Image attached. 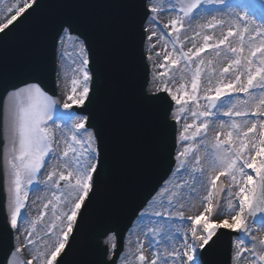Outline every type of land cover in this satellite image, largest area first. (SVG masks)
<instances>
[{"label":"snow or ice","instance_id":"obj_1","mask_svg":"<svg viewBox=\"0 0 264 264\" xmlns=\"http://www.w3.org/2000/svg\"><path fill=\"white\" fill-rule=\"evenodd\" d=\"M217 3L224 5L227 11L222 15L214 14L203 23H198L195 36L201 38L202 46L193 43L185 51L180 35L185 22L191 27L193 19H204L197 12L198 9L206 4ZM40 7L38 0H24L22 6L8 8L7 11L12 14L0 22V42L32 15L29 12L23 20L14 24L26 9L31 8L35 12ZM142 7L155 23L163 6L152 0H144ZM167 11L173 17L170 20L171 30L167 33L172 50L163 59L173 68L183 62V68L179 70L181 80H184L185 71L191 75L190 91L186 83H182L175 91L167 84L163 86L162 90L179 105V114L170 111L168 119L173 124L180 123L185 119V113H188L192 123H183L178 136L182 150L175 156L176 174L183 178V182L176 183L171 189L165 187L160 193V202L154 205V211L149 214V223L141 230L144 240L139 236L136 239V262L205 264L201 258L203 250L211 246L210 242L217 231L224 228L242 232L249 237L251 247H246L243 239L235 243L234 258L237 261L248 253L251 257L249 264H264V238L252 236V229L248 226L249 218L255 219L258 214H264V3L246 5L237 10L225 4V0H176L170 3ZM168 27V24L164 25L165 29ZM218 28L220 38L206 32ZM144 31L148 41L157 36L155 31L149 33L147 27ZM75 33L76 29L71 22L61 24L57 44L63 43L59 39L61 36L71 38ZM75 43L78 50L73 48L61 53V59L68 61L75 52L79 61L78 65L76 60L71 61L74 67L70 81L67 76L64 77L66 99L62 105L54 95L49 94L44 80L39 77L26 80L22 85L4 87V102L0 105V132L3 133L5 142L0 151V163L5 174L6 205L10 210L8 223L12 230L10 236L0 234V245L7 246L8 249L4 264H33V260L37 264L57 262V257L69 245V235L74 229L79 233L88 206L97 196L108 169L109 155L104 129L88 125L90 117L95 119L94 114H83L88 111L85 105H91L95 101V93L90 96L93 75L88 68L90 60L86 54V38L80 39L79 34H76ZM151 47L154 48L155 44ZM209 50L214 58L205 61L201 54ZM156 55L159 56L160 53ZM216 59L227 61V65L217 67L214 64ZM159 67L164 68L165 65L160 64ZM202 74L207 76L209 85L204 90V105L198 99ZM159 75L163 77L165 73ZM57 76L59 77V70ZM54 87L60 88L59 78ZM232 93L244 95L232 96ZM222 97H229L227 105L221 102ZM149 99L158 100L160 97L153 96ZM189 102H193L195 107L189 108ZM74 106L82 111L71 112L65 121V129H61L63 151L56 152L55 132L48 122L53 121L59 108L62 107L67 112ZM222 117H227L228 120L225 121ZM197 121L200 122L197 124ZM210 123L216 130L214 136L209 135ZM222 136L225 138L221 139ZM50 153V159H59L65 170L57 172L53 166L47 176L48 181L58 176L53 181L56 189H60V182H63V190L53 191L54 199H49L44 205L45 209L51 205L52 220L47 226V233L54 238V243L43 250L35 247L32 260L25 261L20 254L25 247L36 244L35 239L29 237L33 236L36 224L47 213L41 212L38 217L29 219L27 214H22V210L26 207L29 187L36 181L41 168L45 166V158ZM222 176H227L231 181L226 206L221 210L225 218L220 222H212L206 218L205 213H213L216 207L214 197L224 191V185L217 183ZM198 186L208 189L202 200L203 211L199 215L187 217L185 222H191L192 225L190 234L189 231L177 228L183 235V242L177 245L173 234L166 232V225L169 221L185 219L181 209L191 195L197 194ZM233 187L236 188L234 192ZM18 221L28 225L24 229L26 242L23 245L16 235ZM259 223L264 225V219ZM201 225V230L197 231V226ZM104 236V243L109 244V247L103 264H125L123 253L118 254L116 251L117 233L109 229ZM75 239L73 236V244ZM144 241L152 249L151 258L145 255ZM68 251H71V247H68ZM113 256L114 260L111 259ZM58 264H64V260L60 259Z\"/></svg>","mask_w":264,"mask_h":264},{"label":"water","instance_id":"obj_2","mask_svg":"<svg viewBox=\"0 0 264 264\" xmlns=\"http://www.w3.org/2000/svg\"><path fill=\"white\" fill-rule=\"evenodd\" d=\"M38 2L41 7L35 12L31 11L32 15L0 42V105L4 101L5 86L22 85L24 81L33 77L44 80L49 94L57 95L54 87L57 34L60 32L61 24L71 22L76 29V33L72 35L79 34L80 39L86 38L93 75L90 96L95 93V101L91 105H85L88 111L83 114L95 115V119L89 118L88 125L103 127L109 165L97 196L88 206L79 233L75 231L73 235L76 239L74 244L71 241L69 245L71 251L67 249V255L64 254L61 259L64 260V264H103L106 258V248H103L101 243L105 239L104 233L109 229L117 233V253H121L123 239L132 223L167 179L168 172L174 165L175 129L173 124L168 122L171 104L164 95H159L158 100H150L145 94L149 71L143 54L145 43L143 28L148 18L142 7L144 0H38ZM110 17L113 19V25L109 28ZM114 32L115 38L137 55L134 57L130 50L124 49L128 53L124 55L123 64H126L132 75L140 80V93L132 94L124 101L130 103L144 121L149 119L147 114L154 112V115L159 117L163 125L160 128L161 132L166 131L167 134L160 149L161 154L155 156L150 154L146 131L144 130L147 140L126 116L129 112L123 96L106 90L110 79L111 83L113 81L117 67L121 66L120 50L115 53L117 59L115 65H111L108 59V52L111 49L105 41L111 39ZM36 37L47 40V43L43 45L38 40L37 43L30 45ZM41 49L42 52L38 54ZM2 146L0 132V151ZM4 204L0 163V234L10 236L12 231L7 224ZM219 237L220 235L204 252L205 264H229L230 248L220 250L215 246ZM7 250V246L0 245V264H4Z\"/></svg>","mask_w":264,"mask_h":264},{"label":"rangeland","instance_id":"obj_3","mask_svg":"<svg viewBox=\"0 0 264 264\" xmlns=\"http://www.w3.org/2000/svg\"><path fill=\"white\" fill-rule=\"evenodd\" d=\"M240 1H243L245 3V6L246 5H260L261 4V2H259L258 0H225V4L231 5L233 8L239 10L240 8H242L240 6L241 3H239ZM23 2H24V0H0V22H3L7 17H9L12 14V13H9L7 11L8 8H15L17 6H22ZM174 2H176V0H155L153 3L162 5L163 6L162 10L158 12L157 17H156V22L154 23L152 21V19L150 18L148 21V24L146 26L149 29V33L151 31H155L157 33L156 37H153V39L151 41L147 40L146 44H145V52H146V57H147V63L150 67V78H151V83H150L149 88H148L149 94H157L159 92H164L162 90V88L165 84H167L168 87L172 88L175 91L177 88H179V86L182 83H186L188 90L189 91L191 90V75H190V73L185 71L184 72V80L180 79L179 70L181 68H183V62L180 65H177L175 68H173L168 62H166L163 59L164 55H166L167 52L172 50V43L170 42V40L167 36V33L170 32V30H171L170 20L173 17H172V14H170L167 11V8L169 7L170 3H174ZM249 10L251 11V9H249ZM226 11L227 10L224 9V5H221L218 3L217 4H206V5H203L201 9H198L197 12L201 13V15L204 17V19H193L191 22V27L188 26V23L186 21L185 27L181 30L180 35H181V39H182L183 44H184V50L187 51L188 48L192 47L193 43H195L197 46H202L201 38L198 36H195V31L197 30L196 25L198 23H203L205 19H210L211 16L214 14L222 15ZM165 24L169 25V27L167 29L164 28ZM206 32H207V34L214 35L215 38H220L219 28L216 30L209 29V30H206ZM161 37H163V38H161ZM185 37H187V39H185ZM172 39H174V35H173ZM230 39H232V38H230ZM62 40H63V43H60L59 48H58V62H57L58 63V70H59V77L58 78L60 80L59 95H58L57 99L59 100L60 105H62L66 99V97H65L66 89H65L64 77L67 76L68 80L70 81L71 76L73 74L72 69H73L74 65L72 64L71 61L76 60L77 65L79 63L75 52L73 53L70 60L65 61V60L61 59V53L62 52L69 51L73 48H76L78 50V45L75 43L76 38H74V37H71V38L63 37ZM153 44H155L154 48L151 47V45H153ZM193 51H195V48H193ZM156 53H160V55L157 56ZM201 57L204 58L205 61L214 58L211 50L202 53ZM196 59L198 60L199 58H196ZM160 64H164L165 67L160 68L159 67ZM214 64L217 67L221 66V64H222V66H226L227 61L221 62L219 59H216V60H214ZM205 71L207 72V68L205 69ZM160 73H165V75L163 77H161L159 75ZM208 87H209V85L207 82V76L202 74L201 83H200V87L198 90V99H199L201 105H204V103H205V101L203 99L204 94H205L204 90ZM231 95L232 96L239 95V96L243 97L244 94L232 93ZM169 97L171 98L170 95H169ZM173 102H174L173 113L179 114L178 113L179 105H176L175 101H173ZM221 102L224 103L225 105H227L229 102V97H222ZM74 107H76V106H74ZM188 107L194 108L195 104L193 102H189ZM69 115H71V113H66L63 110V108L61 107V108H59L58 113L53 116V119H55L57 117H63V116H69ZM222 119H224L225 121L228 120L227 117H222ZM54 121H55V123H53V121L48 122L49 126L55 132L54 151L62 152L64 145H63V142L61 140V129H65V123H61V121H59L58 119H56ZM185 122L192 123V119L188 113H185V119H182L180 123H177V126H178L177 139L179 136V131L183 127V123H185ZM199 122L200 121H197V124ZM215 131L216 130L213 128L212 124L210 123L209 124V135L214 136ZM250 135H253V134L250 133ZM224 138H225L224 136L221 137V139H224ZM180 150H182V144L178 142L177 152ZM51 155L52 154L50 153L49 157L45 158V166L43 168H41L40 173L37 175L36 181L33 183V185H31L29 187V190H28V200L26 201V207H25L27 209H26L24 214H27L29 219H34V218L38 217L41 214V212H46L47 215L44 216L43 220L39 221L36 224V228H35V232L33 233V236L29 237V239H35L36 244L34 246L29 245L28 247H25L24 251L20 254L21 258L25 261L32 260L35 247H39L43 250L44 248L50 246L49 244H47L48 241L52 242L51 245L54 243V238L51 237V235L47 233V226L50 224V222L52 220L51 205H49L48 209H45L44 205L48 202L49 199H54L52 196L53 191L59 192V191L63 190V184H61L60 189H56L55 185L53 184V181L57 180L58 176H54L52 181L47 180L49 185H46L43 188H40L41 187L40 186L39 187L40 189L36 188L37 191L41 190V192H44L46 190L45 192L47 194L46 195L43 194V197L41 199L36 200L35 205L33 203V207L28 204L31 195L36 191V189H34L33 187L35 185L38 186V184L39 185L42 184L43 180L53 170V166L56 167L57 172L65 171L61 167L60 160L59 159H50ZM257 159H259V158H257ZM176 164H177V162H176ZM205 167H206V165H205ZM42 170L45 172V174H44V176H42V180H41ZM247 171L251 172V170H247ZM4 176H5V174H4ZM178 182L182 183L183 178L176 174V166H175V169H174L173 174L171 175L170 179L166 182L164 187L161 189L159 194L153 199V201H151L149 206L143 211V213L140 215V218L136 221L133 229L129 232L127 239H126L125 252L123 254V260H124L125 264H137L136 258L134 255L135 249H136V239L139 236L141 240H144V237L141 235V230L144 229L145 225H147L149 223V219H150L149 214H151L154 211V205L158 204L160 202V200H161L160 193L163 192V189L165 187H168L169 189H171L173 187V185H175ZM217 183L224 185V191L220 192L217 196L214 197V205H216V207L214 208L213 213H211V214L205 213L206 218L210 219L212 222H220L221 220H223L225 218L224 214H221V210L226 206L227 193H228L229 186L231 185V181L227 176H222ZM232 190L234 192V191H236V188L233 187ZM207 191H208L207 187L200 188L198 186L197 194L191 195L190 199L186 200L184 208L181 209L182 211H184L185 219L184 220L177 219L174 221H169L168 224L166 225V232L173 234V239H174L175 243H177L178 245L183 242V235H182V231H177V228L182 229L183 227H185L186 228L185 231H189V234H190V228L192 226L191 222L186 223L185 221L187 220V217L199 215L203 211L204 204L202 203V201L200 202V199H199L200 194L199 193H201V192L207 193ZM202 200H203V198H202ZM31 205H32V203H31ZM193 205H194V207H193ZM6 209H7V214L10 217V210L7 208V205H6ZM24 210H22V214H23ZM141 217H144V218L141 219ZM262 219H264V214L256 220H249L248 219V226H249V228L252 229L251 235L256 236L257 239L264 238V225L259 223V221H261ZM26 227H28V225L23 224L20 221H18V229L16 230V235L19 236V243L21 245L25 244V242H26L25 241V233H24V229ZM201 228H202V225L198 226L197 231H200ZM227 230L232 231L230 229H227ZM241 234H242L241 239H243L245 241V246L251 247L249 237L246 236L242 232H241ZM237 241L238 240H235L234 244H233V258H232L233 262H232V264H249L251 257L248 255V253H245L240 258L239 261H237L234 258V253L236 251L234 245ZM165 243H167V242L165 241ZM144 251H145V255L148 256L149 258H151L152 249L149 247V244L147 241H144ZM58 257H57V259H58ZM33 264H37V262L35 260H33ZM54 264H55V262H54Z\"/></svg>","mask_w":264,"mask_h":264},{"label":"bare ground","instance_id":"obj_4","mask_svg":"<svg viewBox=\"0 0 264 264\" xmlns=\"http://www.w3.org/2000/svg\"><path fill=\"white\" fill-rule=\"evenodd\" d=\"M62 18H64V16H62ZM113 25V19L112 17H110L109 20V28L110 26ZM117 30V28L115 27V31ZM116 33L114 32L113 35L111 36L112 38L108 39L107 41H105L108 45H110V49L111 51L108 52V59H109V63L111 65H115L117 62L116 59V55L115 53L118 52L120 50V56H119V61L121 62V66L117 67L118 69L115 71V76L113 77V81L111 83V79H110V84L106 86V90L108 92H117L120 93L123 96V101L127 100L128 96H131L132 94H139V86H140V80L139 78H137L135 75H132V73L127 69V65L123 64L124 62V55H126L128 53V51H124V49L126 50H130V52L132 53V55L134 57H136V52L133 51L132 49H130L127 45H124L122 42L118 41L115 38ZM26 48V46H25ZM38 62H40V58H38ZM126 67V68H125ZM124 77V78H123ZM122 101V102H123ZM125 105L126 108L128 109L129 115L134 118V120H136V122H138V125H140V127H142L145 131H146V135L148 137V148L150 151L151 155H158L161 154L160 149L162 147V144L165 142V139L167 138V134L166 131H162L161 132V127H163L162 122L160 121L159 117L157 115H154L155 112L153 114H151L149 116V119H146L144 121V119L142 117H140V115L135 112L133 110V108L130 106V103H127L126 101ZM156 128H154V127ZM45 172L42 170V174H41V180H42V176H44ZM48 176V175H47ZM46 185H49L47 182V177L43 180L42 184L40 185V188L45 187ZM39 188V189H40ZM46 191V190H45ZM41 192V190H36L30 197L29 199V205L33 207V203L35 205V201L39 200L43 197V194H47L46 192ZM41 192V193H40ZM200 197V202L202 201V198L207 194L204 192L199 193ZM32 203V205H31ZM185 227H183L181 230L185 231ZM51 241H48L47 244L51 245ZM177 244V243H176ZM178 245V244H177Z\"/></svg>","mask_w":264,"mask_h":264}]
</instances>
